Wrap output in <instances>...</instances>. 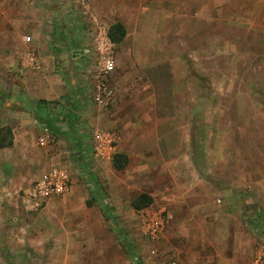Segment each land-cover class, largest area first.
Listing matches in <instances>:
<instances>
[{"label": "rangeland", "instance_id": "1", "mask_svg": "<svg viewBox=\"0 0 264 264\" xmlns=\"http://www.w3.org/2000/svg\"><path fill=\"white\" fill-rule=\"evenodd\" d=\"M5 1L0 25L1 15L11 24L22 7V0ZM142 32L141 42L133 33L126 46L115 43V70L107 76L97 55L73 58L72 49L91 46L85 34L79 44H66L68 57L56 61L68 94L78 95L81 114L87 118L80 134L92 143L90 172L97 177V187L70 155L72 135L66 123L57 122V130L39 122L32 127L19 114L18 126H4L11 130L7 135L13 145L0 149V213L4 215L0 264H264V48L249 41L220 46L214 43L218 34L212 35L209 47L174 46L171 36L162 45L168 30ZM219 33L223 34L219 39L240 35L235 29ZM25 37L20 50L27 53L30 45ZM163 48H178L186 58L168 63L136 61L142 70H125L134 63L126 52ZM25 58L4 68L9 73L22 69ZM5 71L0 79L1 105L11 100L15 84ZM16 80L23 90L22 78ZM102 82L112 90V98L99 104L94 95ZM139 84L142 105L126 97L117 101V89L134 91ZM176 103L177 119L170 117V112L175 114L170 106ZM146 112L156 116L152 124L150 120L142 124L139 115ZM17 127L24 129V137ZM142 133L147 140H142ZM151 139L156 148L146 147ZM115 154L126 157L123 170L115 168ZM174 154L178 164L171 166ZM192 165L196 175L190 171ZM53 166L69 171V191L28 211L18 192ZM143 192L153 197V203L137 210L132 201ZM202 200L206 204L196 207L195 202ZM197 208V220L189 219ZM234 228L247 232L236 255L235 248L213 235ZM197 231L204 235L196 237Z\"/></svg>", "mask_w": 264, "mask_h": 264}, {"label": "crops", "instance_id": "2", "mask_svg": "<svg viewBox=\"0 0 264 264\" xmlns=\"http://www.w3.org/2000/svg\"><path fill=\"white\" fill-rule=\"evenodd\" d=\"M23 1L26 3L24 4ZM88 1L100 19L106 23L107 28H111L117 23L125 27L126 35L122 42L119 43L121 46L127 45L133 33H136V36L140 37L139 40L141 42L142 33L144 32L142 30L157 28L163 32L168 30V33L165 34L166 36H161L162 45H166L168 36H171L172 40H175L174 46L186 43H198L209 47L212 43V35L214 38H217L218 34V40L216 42L213 41L220 46H234L243 41H249L251 45L264 48V0ZM5 2V0H0V7L5 5ZM21 6L17 20H13L11 24L3 22L6 16L1 15L0 61L3 63H0V79H3V72L7 69L6 64L10 65L18 60L21 62V58H25L30 54L36 56L37 66L25 68L22 65V69L16 67V69L12 70L13 72L9 73L7 70L5 71V74H9V77L15 84L13 85L14 88L12 87V92H10L11 100L6 101L2 105L0 104V127L8 123L17 125L18 122H21L20 118H22L19 114H24L30 120L32 127L38 122L45 125L35 117V104L40 100H58L69 92V86L65 82V79H63V74H60L58 65H56L58 59L64 58L63 56L68 57V51L65 50L64 46L66 44H79L84 34L90 41L87 30L77 21L79 19V12L74 8L72 0H22ZM11 9L13 10L14 6ZM224 29H235L239 31L240 35L219 39L223 35L219 31ZM216 30L217 33L212 34ZM26 35L31 36L32 41L29 43L30 46L26 48L27 53H24V50L22 51L20 48L22 49L25 46L24 37ZM8 45L11 46L9 50L7 49ZM57 47H63L64 52L59 53ZM15 48L16 52L14 51ZM84 50L72 49L74 52L72 54L73 58L79 59L85 57L87 54ZM126 53L128 61L134 62L130 64L131 68L128 65L126 66L125 70L127 72L129 70H136L134 69L135 67H138V70H142V64H138L136 61H161L168 63L186 58L179 52L178 48L172 51L163 48L160 52L152 50L143 53ZM192 56L193 54L190 57ZM193 59H198V57H193ZM163 65L164 67H168L170 64ZM137 75L142 79V72L137 73ZM21 78L24 86L22 87L23 90L19 91L16 79ZM126 89L128 88L126 87ZM137 92L140 94H137ZM116 93L117 101L126 97L128 102L136 101L139 105H142V84L138 85L137 90L124 91L117 89ZM78 104H81V102ZM118 104L120 103L118 102ZM154 107L156 108V106L148 108L154 109ZM170 107L175 111V116L170 112V117L177 119L179 116L177 103L174 108L173 106ZM81 116L87 122V118L83 114ZM139 118L142 119V124H147L148 120L152 124L156 116H154L153 112H146L144 114L140 113ZM175 122L177 123L178 121L176 120ZM17 129L18 133L20 132V136L24 137V129L20 127H17ZM142 140H147V136L143 133ZM154 140L151 139V146L147 145L146 147L149 146L150 149L156 148ZM176 141H178L177 138ZM171 156L170 165H177L178 154ZM189 167L192 174L196 175L198 173L195 165ZM204 201H196V207L205 205ZM197 213H200V208L194 209L190 213L192 217L189 216L188 218L197 220ZM3 219V213H0V231L3 230L1 224ZM213 233H216L213 234L214 236L223 238L222 243L224 245L235 248L234 254H237L241 245L246 243L247 232L241 229H221ZM203 235L199 231L195 234L196 237H202ZM2 248L4 249V246L0 244V252Z\"/></svg>", "mask_w": 264, "mask_h": 264}, {"label": "built area", "instance_id": "3", "mask_svg": "<svg viewBox=\"0 0 264 264\" xmlns=\"http://www.w3.org/2000/svg\"><path fill=\"white\" fill-rule=\"evenodd\" d=\"M74 8L79 12V21L87 30L91 46L84 50L88 54H95L101 62L102 74L107 76L115 70L114 48L109 30L92 8L88 0H72ZM31 36L25 37V42L30 43ZM25 68L37 66L36 56L28 55L22 64ZM100 92L94 95V100L99 104L108 103L112 98V90L105 83L99 86ZM103 95H102V93ZM45 141V139H41ZM71 187V176L64 167L53 166L43 171L27 188H22L18 195L23 206L28 211H36L44 207L47 202L56 196L63 195Z\"/></svg>", "mask_w": 264, "mask_h": 264}, {"label": "trees", "instance_id": "4", "mask_svg": "<svg viewBox=\"0 0 264 264\" xmlns=\"http://www.w3.org/2000/svg\"><path fill=\"white\" fill-rule=\"evenodd\" d=\"M109 34L115 43H120L126 35L125 27L117 23L113 25ZM79 103L78 95L72 94L63 96L58 100H40L35 104V117L38 121L44 123L46 126H52L54 129H58L55 125L57 122H63L68 125L71 133L70 155L74 162H76L81 169L85 172L88 179L93 182L94 187H97V177L94 173L90 172V164L94 161L90 155L93 153V147L91 140L83 138L80 134V128L86 120L81 117V107ZM11 134L9 128L4 126L0 128V148H6L13 145L12 140H8V135ZM66 134V133H64ZM91 161V162H90ZM113 164L117 170H123L127 165V159L121 156V154H115ZM95 194V193H94ZM103 200H101L102 202ZM90 202H88L89 204ZM153 203V197L143 192L139 194L133 201L132 205L135 209L141 210Z\"/></svg>", "mask_w": 264, "mask_h": 264}]
</instances>
